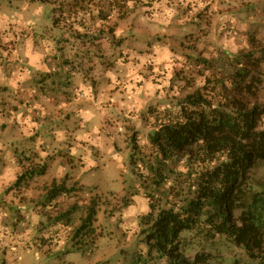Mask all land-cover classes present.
I'll list each match as a JSON object with an SVG mask.
<instances>
[{
	"label": "rangeland",
	"instance_id": "obj_1",
	"mask_svg": "<svg viewBox=\"0 0 264 264\" xmlns=\"http://www.w3.org/2000/svg\"><path fill=\"white\" fill-rule=\"evenodd\" d=\"M231 2L87 0L76 19L68 17L72 1L0 5V46L10 50L8 65L0 69V152L14 155L0 172V264H164L146 256L148 184L130 165L129 138L135 130L144 144L140 116L148 107H169L203 85V73L209 72L198 59L227 70L229 55L238 57L257 82L252 101L264 104V0ZM192 5L198 18L190 17ZM230 7L241 10L235 25L228 19ZM76 34L86 36L77 40ZM58 67L82 76L67 84L72 109L64 119L65 112L57 113L39 89ZM40 123L41 142L34 139V124ZM41 151L53 158L47 163L63 159L66 166L62 177L61 164L55 168L57 183L68 191L56 199L58 213L74 204L96 206L92 233L84 238L94 242L84 243L83 250L72 242L80 214L68 228L50 223L55 211L36 190L40 176L28 173L30 164L22 160L25 153ZM34 168L42 172V161ZM254 177L264 181V163ZM197 236L182 235L189 256L204 250L227 264L245 259L240 250L222 247L220 238L206 242ZM51 238L48 259L34 244ZM140 255L146 261L134 263Z\"/></svg>",
	"mask_w": 264,
	"mask_h": 264
},
{
	"label": "trees",
	"instance_id": "obj_2",
	"mask_svg": "<svg viewBox=\"0 0 264 264\" xmlns=\"http://www.w3.org/2000/svg\"><path fill=\"white\" fill-rule=\"evenodd\" d=\"M9 1L0 0V5ZM15 1L49 5L60 0ZM61 1H72L68 17L76 19L77 10L83 11L87 0ZM85 36L76 34L75 38ZM9 54V49L0 46V69L8 65ZM229 58L232 68L227 70L224 65L218 69L215 61L196 59L209 72L203 73V85L182 99L173 100L175 103L169 107H148L140 116L147 130L144 144L135 130L129 138L130 165L148 184L145 198L149 212L145 215L143 239L149 259L164 264H227L204 250L187 255L189 244L182 235L194 232L206 242L220 238L222 247L240 250L245 259L230 264H264V181L254 177L264 163V104L252 101L257 96V82L251 70L238 57ZM243 58L251 59L249 55ZM258 65L257 61L255 66ZM39 89L43 93L44 88ZM41 96L45 98L44 94ZM26 159L25 156L22 160ZM29 171L42 174L31 165ZM65 192L64 182L53 180L43 201L50 211H55L50 221L54 226L71 227L80 214V225L72 237L74 248L80 251L84 243L94 242L93 238L86 242L84 238L92 233L96 206L94 202L74 204L58 213L60 205L56 199ZM18 220L12 223L13 228ZM52 243L51 238L34 246L51 259L53 248L45 249ZM146 259L140 255L134 263Z\"/></svg>",
	"mask_w": 264,
	"mask_h": 264
},
{
	"label": "crops",
	"instance_id": "obj_3",
	"mask_svg": "<svg viewBox=\"0 0 264 264\" xmlns=\"http://www.w3.org/2000/svg\"><path fill=\"white\" fill-rule=\"evenodd\" d=\"M186 1H188V3H189V0H186ZM231 3H235V0H232ZM192 7H193L192 8L193 11L190 12V17L196 18L197 15L195 16L193 13L195 10L194 9L195 6L192 5ZM230 9H231L230 10L231 17L228 19L232 20V24L235 25V21L238 18V16L241 14V10H240V8H238L239 10L236 9V7H230ZM226 12H228V10ZM234 19H235V21H234ZM62 71H63V67H62V69H61V67H58L56 73H54L53 75H49L48 78L39 85V86H42L44 88L43 89L44 96L45 97L47 96L49 99H51L53 101L50 106L53 108H58L57 113L61 109L65 112V115H63L60 119H64L66 117V114L71 113V109H72L71 104L67 103V101H68L67 99H69V93H70L68 91V87H70V86H68L67 84L69 82L73 83L75 80L79 81L80 78H78V77H82V76H80V74H76L77 72H72L70 74V73L62 72ZM84 79L86 80V78H84ZM84 87L82 86L83 89H84ZM51 96H53V98H51ZM58 103H61V104H58ZM41 112L42 113H48L47 107L42 106ZM34 125H36L35 131H34L36 136L34 137V139L39 141L40 140L39 134L36 133V131H37L38 126L43 125V124L40 123V124H34ZM58 139L59 140H57V141L59 143L63 142L62 137L58 138ZM18 140H25V138L19 137ZM39 142H41V141H39ZM42 150H44L43 147H42ZM35 153H37V154H35ZM25 154L24 155L27 157V159L25 161L28 165L30 164L31 166L36 167L37 163H41V161H42V167L44 166V169L42 168V174L40 175V177L38 179L37 178L34 179L35 181L38 182V185H36L38 188L36 190H40L41 192L45 193L46 191H43V189L45 187L50 186V184L53 182V180H57V178L59 176L62 177L64 174L67 173V170L65 169L66 166H65L63 159H58L57 162H55V163H47V161H49V159L53 160V158L52 157L50 158V156L46 152H42V151L40 153L39 152H28ZM13 159H14V155H12L10 152L9 153H7V152L1 153L0 152V172L2 171V168L5 165V163H7L8 161L11 162ZM24 164L25 163H22V165H24ZM35 164H36V166H35ZM60 164H61V170L58 169L57 175H59V176L57 177V175H55V168H56V165H59V167H60ZM19 169H18V171H19Z\"/></svg>",
	"mask_w": 264,
	"mask_h": 264
}]
</instances>
